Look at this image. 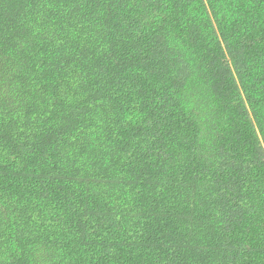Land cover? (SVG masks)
Returning <instances> with one entry per match:
<instances>
[{"label": "trees", "instance_id": "trees-1", "mask_svg": "<svg viewBox=\"0 0 264 264\" xmlns=\"http://www.w3.org/2000/svg\"><path fill=\"white\" fill-rule=\"evenodd\" d=\"M0 264H264V0H0Z\"/></svg>", "mask_w": 264, "mask_h": 264}]
</instances>
